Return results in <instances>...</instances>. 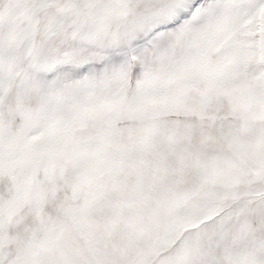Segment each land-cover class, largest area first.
<instances>
[{"label": "snow or ice", "instance_id": "6c2138e0", "mask_svg": "<svg viewBox=\"0 0 264 264\" xmlns=\"http://www.w3.org/2000/svg\"><path fill=\"white\" fill-rule=\"evenodd\" d=\"M0 264H264V0H0Z\"/></svg>", "mask_w": 264, "mask_h": 264}]
</instances>
